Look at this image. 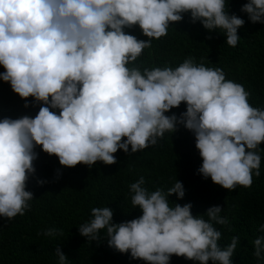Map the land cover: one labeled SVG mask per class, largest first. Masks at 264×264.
<instances>
[{"label":"clouds","instance_id":"obj_1","mask_svg":"<svg viewBox=\"0 0 264 264\" xmlns=\"http://www.w3.org/2000/svg\"><path fill=\"white\" fill-rule=\"evenodd\" d=\"M239 11L264 25V0H246ZM184 14L209 32L222 31L229 47L240 39L244 20L229 12L228 0H0V81L40 105L34 116L0 118V217L10 220L31 208L26 183L37 146L60 166L90 168L116 162L118 149L131 154L154 146L177 126L194 137L202 178L229 191L251 185L260 175L264 107L251 106L249 92L220 67L192 56L176 66L138 62ZM133 26L145 39L125 31ZM181 102L183 111L169 112ZM59 176L57 169L54 179ZM184 191L176 179L166 189L149 190L140 176L128 184L138 216L113 222L111 208L92 207L77 232L144 264H170L172 255L193 264H232L238 239L218 243L216 226L228 225L222 208L193 215L190 202L168 199L175 194L179 200ZM43 235L56 237L60 230L48 227ZM252 247L256 264H264V236ZM54 252L56 264H70L59 247Z\"/></svg>","mask_w":264,"mask_h":264},{"label":"trees","instance_id":"obj_2","mask_svg":"<svg viewBox=\"0 0 264 264\" xmlns=\"http://www.w3.org/2000/svg\"><path fill=\"white\" fill-rule=\"evenodd\" d=\"M245 2L228 0L229 12L244 20L237 29L240 39L235 47L224 43L222 31L209 32L198 22L191 23L184 14L180 22L170 25L167 35L153 40L151 47L142 51L138 62L149 67L165 63L176 66L192 56L197 63L220 67L226 79L243 85L249 92L251 106L264 107V25L249 22L246 14L239 11ZM125 31L145 39L135 26ZM3 70L0 67V72ZM25 100L29 103L27 108L23 107ZM39 106L32 103L31 97L22 100L6 82L0 81V118L34 116ZM184 107L181 102L169 112L178 114ZM259 147L260 175L252 177L250 186L237 185L229 191L197 173L201 158L192 133L182 126H177L172 134L166 132L154 146L131 154L118 149L113 154L116 162L105 165L97 161L90 168L79 163L71 168L60 166L54 155L49 156L37 146L34 175L26 183V190L33 194L31 208L10 220L0 217V264H56L55 247L60 248L70 264H144L130 259L127 252L121 254L107 247L103 239L86 242L76 228L89 219L92 207L111 208L113 222L138 216L139 209H131L128 184L140 176L149 190L166 189L175 179L180 181L184 196L177 200L172 194L168 199L181 205L190 202L193 215L219 205L228 225L216 226L221 232L218 243L223 247L231 237H237L232 264H256L252 241L264 236V230H258L264 223V142ZM57 169L60 176L54 179ZM36 179L48 182L37 185ZM48 227L58 228L60 235L44 236L43 230ZM170 264L193 262L172 255Z\"/></svg>","mask_w":264,"mask_h":264}]
</instances>
